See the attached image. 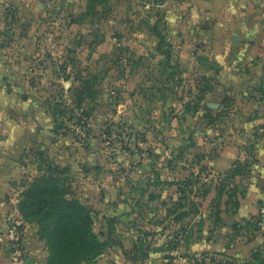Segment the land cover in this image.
<instances>
[{
    "label": "rangeland",
    "instance_id": "1",
    "mask_svg": "<svg viewBox=\"0 0 264 264\" xmlns=\"http://www.w3.org/2000/svg\"><path fill=\"white\" fill-rule=\"evenodd\" d=\"M193 13L182 0H0V264H43L36 225L16 209L46 163L39 154L63 170L74 197L90 202L103 242L92 264H166L167 256L189 264L193 253L201 264H256L254 251L264 259V220L256 217L264 181L255 182L264 166V115L243 108L264 90L259 57L249 51L245 60L229 44L210 51L199 29L177 23L187 25ZM254 39L242 43L256 50ZM77 75L93 76L97 90L81 106L90 111L86 123L72 98ZM230 145L241 152L232 162L248 146L263 154L234 178L242 217L225 196L216 202L214 188L232 162L223 171L200 164ZM185 178L194 182L190 196L201 185L209 191L194 197L197 213L173 220L187 204L168 214L178 194L164 182Z\"/></svg>",
    "mask_w": 264,
    "mask_h": 264
},
{
    "label": "trees",
    "instance_id": "2",
    "mask_svg": "<svg viewBox=\"0 0 264 264\" xmlns=\"http://www.w3.org/2000/svg\"><path fill=\"white\" fill-rule=\"evenodd\" d=\"M162 43V36L159 35L156 41L157 50L160 49ZM162 54L166 60L167 52ZM63 78L67 80L68 75ZM75 80L78 81V85L71 88L73 103L76 108L81 109L85 101L92 102L95 99L97 90L94 87L93 76L80 77L77 75ZM58 113L61 114V110H58ZM89 115L90 111L81 109V116L84 120L82 123H86ZM79 120L80 118L77 120L78 123ZM41 157L39 154V160L46 163L43 167L38 164L37 170L41 173L34 176L24 186L22 185L23 189L20 191L16 203L17 212L24 222L36 225V236L43 241L45 249L43 264H92L103 249V242L92 230L93 211L72 195L69 185L65 183V178L60 176L63 170ZM256 162L255 149L253 146H248L247 152L243 153V158L234 160L229 168L220 174L221 178L214 188L216 202L219 203L221 197L225 196L223 204L231 209V213H234L238 207L237 187L234 178H241L249 174L250 168ZM164 183L174 185L178 194L175 206L168 208V214H173L176 208L185 207L181 204L182 199L187 204L186 209L174 214L173 220H180L189 213H197L199 203L194 200V197L203 199L209 191L201 185L200 192L190 196L191 186L189 187V185L194 183L190 178ZM187 187L189 190H186ZM243 193L241 190L240 197ZM257 204L261 205L262 201L258 200ZM219 213L220 210L217 208L214 212L215 221H218ZM254 217V215L251 216V218ZM256 217L257 222L264 220V211L261 212V208H258ZM138 251L140 252L139 256L144 257L145 254L142 250ZM199 255L206 254L200 253ZM186 257L189 264H201L202 260H199L195 253ZM249 257L250 261L256 264H264V259L259 252L254 251ZM167 258L169 260L166 264H171L172 257L167 256ZM208 261L212 262L214 259L211 257L208 258ZM215 264L220 263L215 262Z\"/></svg>",
    "mask_w": 264,
    "mask_h": 264
},
{
    "label": "crops",
    "instance_id": "3",
    "mask_svg": "<svg viewBox=\"0 0 264 264\" xmlns=\"http://www.w3.org/2000/svg\"><path fill=\"white\" fill-rule=\"evenodd\" d=\"M182 4L190 7L194 15L188 19L187 25L184 24V21L180 22L181 20L177 22L178 25L185 28L193 27L199 29L202 34L201 43L207 45V48L211 47L210 51H214V53H216L215 49L217 50V47L218 53L222 51L225 44H229L231 47L236 46L237 54L240 51L245 52L247 54L245 60H249L252 57H250L249 51L252 52V55L257 53L259 57L258 81L264 78V10L261 8V4L264 5V0H182ZM239 34L242 35V38ZM244 37L255 38L257 40L256 50L253 46L249 48L246 42L242 43ZM243 108L247 112L256 111L257 115H264V90L260 99H250L243 104ZM247 124L248 122H244V125ZM261 154L255 156L259 161L261 160V156H263ZM240 155L241 152L239 153L237 147L233 145L225 146L214 159L201 160L200 164L206 165L212 171H223L234 158L237 159ZM258 172L259 176L255 182L262 184V181H264V166ZM250 195H252L251 192L249 194L247 192L246 198ZM77 199L85 206L90 204L85 198L77 197ZM106 201L111 203L113 200L107 199ZM4 205V202L0 204V210L1 206ZM242 205L243 202L240 201L237 208V215L241 214V217ZM93 208L95 209L94 206ZM250 214H253V209ZM0 231H2V228H0ZM0 237L3 236L0 235ZM32 263L31 260L30 264Z\"/></svg>",
    "mask_w": 264,
    "mask_h": 264
},
{
    "label": "water",
    "instance_id": "4",
    "mask_svg": "<svg viewBox=\"0 0 264 264\" xmlns=\"http://www.w3.org/2000/svg\"><path fill=\"white\" fill-rule=\"evenodd\" d=\"M31 263V260L30 259H27L25 264H30Z\"/></svg>",
    "mask_w": 264,
    "mask_h": 264
},
{
    "label": "built area",
    "instance_id": "5",
    "mask_svg": "<svg viewBox=\"0 0 264 264\" xmlns=\"http://www.w3.org/2000/svg\"><path fill=\"white\" fill-rule=\"evenodd\" d=\"M264 211V210H263Z\"/></svg>",
    "mask_w": 264,
    "mask_h": 264
}]
</instances>
